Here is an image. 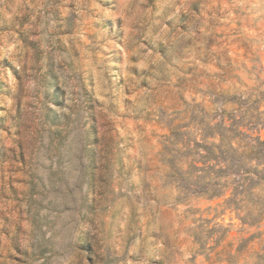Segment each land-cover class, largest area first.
I'll return each mask as SVG.
<instances>
[{
    "label": "rangeland",
    "instance_id": "374dc122",
    "mask_svg": "<svg viewBox=\"0 0 264 264\" xmlns=\"http://www.w3.org/2000/svg\"><path fill=\"white\" fill-rule=\"evenodd\" d=\"M178 3L147 0L129 25L78 0H0V264H264V215L195 196L163 143L179 129L186 168L185 101L258 107L264 138V0Z\"/></svg>",
    "mask_w": 264,
    "mask_h": 264
},
{
    "label": "trees",
    "instance_id": "16d2710c",
    "mask_svg": "<svg viewBox=\"0 0 264 264\" xmlns=\"http://www.w3.org/2000/svg\"><path fill=\"white\" fill-rule=\"evenodd\" d=\"M229 101L218 104L211 100L207 107L185 101L184 109L188 117L195 120L200 139L194 141L191 161H186L187 167L183 168L180 161L176 162L174 154L180 149L187 150L188 142L183 140L178 128H170V134L163 142L167 165L171 176L176 175L179 183L198 187L195 196L224 197V204L242 214L243 220L258 221L264 215V199L250 196L262 190L264 185V138L252 135L248 130L261 124L256 118L262 112L255 107L257 115L252 121L245 120L242 103L230 101L236 107L228 110L226 104ZM210 109L213 114L206 118ZM177 145L181 148H175ZM247 173L254 175L255 181L251 179L247 184ZM180 198L177 196L176 200Z\"/></svg>",
    "mask_w": 264,
    "mask_h": 264
},
{
    "label": "clouds",
    "instance_id": "9594fccd",
    "mask_svg": "<svg viewBox=\"0 0 264 264\" xmlns=\"http://www.w3.org/2000/svg\"><path fill=\"white\" fill-rule=\"evenodd\" d=\"M119 2V10L113 14L108 12V10L103 9L100 5L96 2V0H88L87 5H84L83 0H78V8L76 11H80L81 8L87 7L90 9H95L100 12H104L106 15H122L126 14L125 18L129 25L136 22L138 17H152L151 6L147 4V0H118ZM167 2V0H166ZM187 0H179V3L176 7V11L179 12L181 9L187 10L186 8ZM143 5V7H141ZM62 14L67 15L66 10L61 9ZM143 28V25L141 26ZM130 31L139 32L141 29H131ZM165 30L164 24L159 20H152L150 24H148V32L151 33L152 31L162 32ZM141 39L144 38L143 35L140 37ZM19 66V65H18Z\"/></svg>",
    "mask_w": 264,
    "mask_h": 264
}]
</instances>
